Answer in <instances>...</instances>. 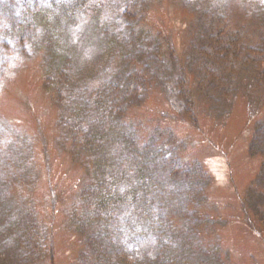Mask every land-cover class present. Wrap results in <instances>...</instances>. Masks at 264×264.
Wrapping results in <instances>:
<instances>
[{
    "label": "rangeland",
    "instance_id": "rangeland-1",
    "mask_svg": "<svg viewBox=\"0 0 264 264\" xmlns=\"http://www.w3.org/2000/svg\"><path fill=\"white\" fill-rule=\"evenodd\" d=\"M263 58L264 0H0V264H264Z\"/></svg>",
    "mask_w": 264,
    "mask_h": 264
},
{
    "label": "trees",
    "instance_id": "trees-1",
    "mask_svg": "<svg viewBox=\"0 0 264 264\" xmlns=\"http://www.w3.org/2000/svg\"><path fill=\"white\" fill-rule=\"evenodd\" d=\"M78 6L77 5H72L70 8L71 9H76ZM38 16H40V14L38 15ZM238 36V35H237ZM237 36H235V37H233V38H231L232 40H235L233 43L234 44H239V40L236 38ZM49 39V36H45V37H43L42 38V40H39V42H42V44L39 46L40 47V49H42L43 51H45V52H47L49 49H50V47H51V40H48ZM236 48V47H235ZM39 49V48H38ZM121 51H122V55H120V58H124L123 56H125L126 55V52H124L125 51V49H123L122 47H121ZM214 51L215 52H217V54H218V56H220V58L222 59V60H225L227 57H228V50H225V49H221V50H219L218 51V49H217V46H215V48H214ZM223 56V57H222ZM263 62H264V58L263 59H261V60H258L256 63H257V65H258V68L259 69H262L263 68ZM261 75H263L264 76V70H263V72L261 73ZM209 78H213V79H216V77L213 75V74H210L209 73ZM216 81H218V80H216ZM219 82V81H218ZM45 88V87H44ZM136 90H137V88L136 87H134ZM46 89V88H45ZM47 90V89H46ZM187 107H188V110H187V113H186V117H191L192 115H191V109H192V104H191V102L189 101V99H188V101H187ZM120 115H122V114H120ZM122 117V116H121ZM127 118V117H126ZM142 128H145L147 131H149L150 130V127H145L144 126V122L143 121H140V124H139ZM122 129H124V127H122ZM168 129H166L165 128V130L164 131H167ZM167 135V137H165V139L164 140H167L170 136H172L171 135V132H169V136H168V133L166 134ZM167 138V139H166ZM81 144V147H83V149H82V151H85L86 150V147L82 144V142L80 143ZM87 145H88V143H87ZM86 145V146H87ZM163 145V144H162ZM144 161L146 162V164L147 165H149V160L147 159V158H145L144 159ZM162 174L163 173H161V176H162ZM161 176L159 175V176H156V178H155V180H154V182L152 183V185H151V187L153 188V189H156V191H157V184L158 183H160V178H161ZM84 183V182H83ZM87 186H90L89 185V183L87 184V181H86V183H85ZM85 184L83 185V188L85 189ZM99 185H101V180L100 181H98V184H97V193L94 191V190H92V195L94 196V197H91L90 196V194H84V196L83 195H78V197L80 198V199H82L83 198V200L85 201V202H90L91 204H92V202H98V203H95L96 205H97V207H99V208H101V207H103V205L105 204H110L111 202H110V200L109 199H107L106 200V195H108L109 193L107 192V191H105V192H102L101 191V186L99 187ZM150 185V184H149ZM146 187H148V186H146ZM158 192V191H157ZM62 198H63V196H62V194H61V192H58V201L60 202L61 200H62ZM75 201V200H74ZM110 202V203H109ZM72 213V212H71ZM70 213V214H71ZM72 216L73 217H76V221L78 222V224H79V228H80V226H81V219H83L84 218V216L82 215V213H75V212H73L72 213ZM69 218H70V216H69ZM83 224V223H82ZM88 233H89V231H88ZM84 234H85V232H84ZM84 234H80V232H78V231H76L75 233H73V235L74 236H76V239H78L77 241H75V244H76V251L77 252H79L80 251V253H84V252H86L87 254H88V256H90V260L92 259L91 257H94V258H98V255H96V256H94V252L95 251H97L98 253L100 252V247H98L97 246V249H96V246H92L91 245V243L92 242H94V238H95V236L94 235H84ZM73 236V237H74ZM74 254H76L75 252H74ZM100 256V259L99 260H102V258H101V255H99ZM78 260V259H77Z\"/></svg>",
    "mask_w": 264,
    "mask_h": 264
}]
</instances>
